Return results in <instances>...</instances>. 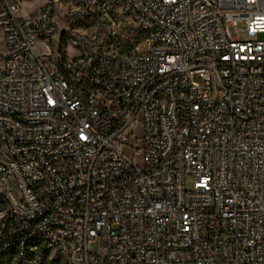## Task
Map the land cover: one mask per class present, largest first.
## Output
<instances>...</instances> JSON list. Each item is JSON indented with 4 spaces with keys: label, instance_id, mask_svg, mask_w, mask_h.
<instances>
[{
    "label": "built area",
    "instance_id": "2783aa9c",
    "mask_svg": "<svg viewBox=\"0 0 264 264\" xmlns=\"http://www.w3.org/2000/svg\"><path fill=\"white\" fill-rule=\"evenodd\" d=\"M24 1L0 0V264H264V0Z\"/></svg>",
    "mask_w": 264,
    "mask_h": 264
},
{
    "label": "rangeland",
    "instance_id": "374dc122",
    "mask_svg": "<svg viewBox=\"0 0 264 264\" xmlns=\"http://www.w3.org/2000/svg\"><path fill=\"white\" fill-rule=\"evenodd\" d=\"M49 0H25L22 4L23 10L21 11V15L23 16H27L28 14H34L37 12V10L39 9L40 6H42L43 4H45L46 2H48ZM126 24L123 23L122 27H125ZM126 34L129 37V40H136L138 38V34L135 31V29H133L132 27H128L126 29ZM238 34L242 37L245 38L244 36V30L240 27L238 29ZM264 36H259L258 40H262ZM36 52L39 54V49L36 46ZM5 53V44H4V37H3V33L0 30V56H4ZM0 151L5 153V147L1 144L0 145ZM192 186V180L189 179L187 182V187L190 188ZM99 249V246L96 244L94 245H90V250L97 252Z\"/></svg>",
    "mask_w": 264,
    "mask_h": 264
}]
</instances>
